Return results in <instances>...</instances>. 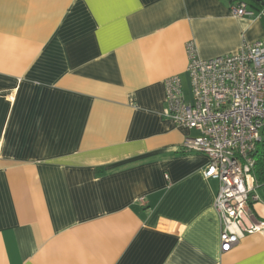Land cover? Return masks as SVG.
<instances>
[{
  "label": "crops",
  "instance_id": "obj_1",
  "mask_svg": "<svg viewBox=\"0 0 264 264\" xmlns=\"http://www.w3.org/2000/svg\"><path fill=\"white\" fill-rule=\"evenodd\" d=\"M263 8L0 0V264H264V233L220 251L219 183L165 116L187 45L207 60L264 41Z\"/></svg>",
  "mask_w": 264,
  "mask_h": 264
},
{
  "label": "built area",
  "instance_id": "obj_2",
  "mask_svg": "<svg viewBox=\"0 0 264 264\" xmlns=\"http://www.w3.org/2000/svg\"><path fill=\"white\" fill-rule=\"evenodd\" d=\"M231 12L254 16L239 1ZM186 50L191 99H185L178 76L167 79L165 116L197 132L186 137L181 148L204 154V176L219 183L214 210L220 222V251L228 253L244 237L264 233V221L248 211L249 202L256 200L252 155L264 138V41L243 43L234 54L207 60L198 57L192 43Z\"/></svg>",
  "mask_w": 264,
  "mask_h": 264
},
{
  "label": "trees",
  "instance_id": "obj_3",
  "mask_svg": "<svg viewBox=\"0 0 264 264\" xmlns=\"http://www.w3.org/2000/svg\"><path fill=\"white\" fill-rule=\"evenodd\" d=\"M255 160L254 168L252 169V177L255 185L264 186V138L257 145L255 153L252 155Z\"/></svg>",
  "mask_w": 264,
  "mask_h": 264
},
{
  "label": "rangeland",
  "instance_id": "obj_4",
  "mask_svg": "<svg viewBox=\"0 0 264 264\" xmlns=\"http://www.w3.org/2000/svg\"><path fill=\"white\" fill-rule=\"evenodd\" d=\"M183 91L186 96V99L190 100L191 99V86H190V79L188 77H186L183 80Z\"/></svg>",
  "mask_w": 264,
  "mask_h": 264
}]
</instances>
